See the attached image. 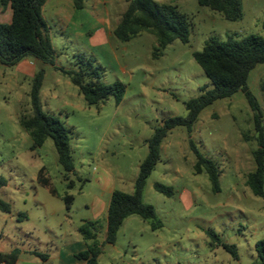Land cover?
<instances>
[{
  "label": "rangeland",
  "instance_id": "374dc122",
  "mask_svg": "<svg viewBox=\"0 0 264 264\" xmlns=\"http://www.w3.org/2000/svg\"><path fill=\"white\" fill-rule=\"evenodd\" d=\"M155 1L176 6L188 17V43L174 40L157 51L156 38L144 32L126 43L114 40L115 58L107 51L88 49L81 42H76L80 49H75L76 44L54 41L58 66L72 68L73 54L78 51L93 59L102 82L120 80L126 85L119 104L110 95L98 105H88L67 77L45 68L41 108L72 128L74 172L67 173V179L52 140L47 138L41 147L31 150V139L18 123L17 116L30 110L31 79L15 65L0 63V200L10 205V212L0 210L3 248L11 249L23 237L13 222L18 212L25 215L21 221L23 230L30 231L28 236L47 239L54 245L60 244L64 233L75 235L76 227L85 219L102 225L100 205H93L102 189L112 184L128 190L147 154L146 140L153 129L165 118L185 116L184 102L212 88L193 52L201 50L211 36L219 40L228 35L264 37V0H243L242 15L236 21L199 5L198 0ZM126 6L123 2L116 8L124 10ZM247 85L262 108L264 128V64L250 71ZM255 137L253 112L240 91L204 107L190 133L184 127L171 129L160 145V160L143 191L144 202L154 207L162 226L152 230L146 220L131 215L117 232L116 250L102 251L98 264L255 261V243L264 239V198L254 195L246 185L248 173L255 168ZM189 139L204 157L217 164V192L205 171H194L196 157ZM42 167L54 193L36 179ZM69 181L72 187L67 186ZM154 182L171 186L174 194L168 197L156 191ZM67 194L73 197L69 212L63 198ZM94 213L99 214L95 219ZM208 231H214L217 238H211ZM219 242L234 245L237 258Z\"/></svg>",
  "mask_w": 264,
  "mask_h": 264
},
{
  "label": "trees",
  "instance_id": "16d2710c",
  "mask_svg": "<svg viewBox=\"0 0 264 264\" xmlns=\"http://www.w3.org/2000/svg\"><path fill=\"white\" fill-rule=\"evenodd\" d=\"M2 5L7 3L12 8L10 23L0 22V63L13 66L26 57L37 59L40 63L49 64L67 77L82 94L88 105H98L108 96L114 97L119 104L126 91V85L116 80L111 84L101 81L98 66L91 57L84 53L73 54L72 68L56 67L55 50L51 43L50 28L41 15V7L46 0H0ZM199 5L217 11L229 20L236 21L242 15L241 0H198ZM75 7L82 6V0H74ZM190 21L176 6L159 3L155 0H127V6L122 12L117 25L113 30L114 36L121 42L146 32L157 40L159 51L171 44L174 40L188 43L190 36ZM264 28V21L262 22ZM161 51V50H160ZM193 57L212 84V88L203 90L197 97L184 102L185 116H173L162 120L161 124L153 129L151 136L146 140L147 154L138 166L134 180L133 192L127 193L114 189L108 204L106 216V234L103 241L99 240V222L85 219L78 227V232L86 243V249L75 253V257L84 260V264H98L97 259L104 244H114L117 232L124 219L130 215H138L146 220L151 229L162 226L156 218L155 209L143 200V191L146 181L157 162L160 160V145L167 133L175 127H184L190 133L199 112L215 100L228 98L236 92H242L247 104L253 112V124L256 132L257 148L253 150L255 168L249 172L246 185L256 196L264 198V128L262 124V108L256 97L248 88L247 80L250 71L259 64H264V37L250 34L241 38L228 35L225 40L209 37L199 51L193 52ZM45 69H37L31 78L28 92L30 110L21 113L18 122L21 128L31 139V150L41 147L47 138L53 142L57 153V161L62 166L66 178L67 173H73L74 167L71 158L70 135L72 128L66 126L57 116L42 110L40 103V89ZM190 148L195 154L194 171H205L214 192L219 190V169L215 161L204 157L192 140ZM41 184L49 186L48 179L38 177ZM72 186L69 181L68 187ZM153 188L172 196L171 186L154 182ZM54 193V189L50 187ZM67 210L70 209L73 197H64ZM0 210L10 211V205L0 200ZM211 238H217L214 231H208ZM233 258H237L236 248L224 242H219ZM256 260L250 264H264V239L255 243ZM20 250L13 248L9 252H0V264H14ZM33 254L44 258L42 253L32 251Z\"/></svg>",
  "mask_w": 264,
  "mask_h": 264
},
{
  "label": "crops",
  "instance_id": "0c3cea01",
  "mask_svg": "<svg viewBox=\"0 0 264 264\" xmlns=\"http://www.w3.org/2000/svg\"><path fill=\"white\" fill-rule=\"evenodd\" d=\"M123 2L127 4V0H82V6L77 8L75 7L74 0H46L41 7V15L50 28V38L52 46L55 50V57H57V53L54 46V41L60 45H75L76 42H81L83 43L84 47L88 49L101 52L107 51L112 57L116 58L112 42L117 38L114 36L113 30L117 25L122 12L125 10H122V8L121 10H118L116 7L120 4L122 5ZM243 2L244 1L241 0L242 5ZM115 9H117L116 12H114ZM11 20L12 8L10 4L7 3L2 5L0 1V22L10 23ZM77 45L78 44L74 46L75 49L79 48ZM76 53L79 52L77 51ZM54 65L59 67L56 63V59L54 61ZM15 66L17 71L24 73V77H29L30 79L35 75L37 69L41 67L44 69L49 68L51 70H55L52 65L43 64L39 61L37 62V59L32 57L23 58L17 64H15ZM40 173L43 178L48 179L45 176V172L42 167L36 176L38 182ZM135 177L128 186V190H124L122 186H125V181L120 179L119 183L122 185V189L119 188V190L132 193ZM44 186L48 187L50 190V185ZM114 189H116L114 185L109 184L106 188H104V190L102 189V194L99 197L100 199H98V202L93 204L94 208L95 206L98 207L100 205L99 214L103 217V224L100 225L98 233L100 241H103L106 234L107 209L112 191ZM70 209L67 211L69 212ZM99 214L94 213V219L98 217L97 215ZM130 216L124 219L122 225L124 224L125 220L130 218ZM23 217H25L24 213L18 212L16 219L13 221L15 228L18 229L21 234H23V237L21 236V241L18 240L17 242H14V246L11 248H18L20 250L19 256L14 264H84V260H80L75 257V253L86 249V243L81 234L78 232V226L76 227L77 233L75 235H72L70 231L67 232L70 233L69 235L64 233L61 236L62 239H60V244L54 245L53 243L48 244L47 239L45 241H41L38 237L28 236L30 231H25L22 227L21 219H23ZM67 235L69 236L68 238ZM114 244H104L102 251H113L115 249ZM47 245H51L52 248L50 249ZM45 247L46 252H44ZM11 249L7 250L3 248V246H0V252H9ZM32 251L42 253L44 258H40L39 256L33 254Z\"/></svg>",
  "mask_w": 264,
  "mask_h": 264
},
{
  "label": "water",
  "instance_id": "95a60500",
  "mask_svg": "<svg viewBox=\"0 0 264 264\" xmlns=\"http://www.w3.org/2000/svg\"><path fill=\"white\" fill-rule=\"evenodd\" d=\"M37 62H38V60H37Z\"/></svg>",
  "mask_w": 264,
  "mask_h": 264
}]
</instances>
